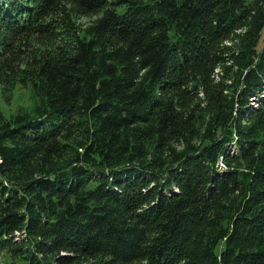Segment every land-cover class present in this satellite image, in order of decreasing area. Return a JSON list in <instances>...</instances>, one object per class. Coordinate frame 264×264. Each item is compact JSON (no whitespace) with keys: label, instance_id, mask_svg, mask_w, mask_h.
I'll list each match as a JSON object with an SVG mask.
<instances>
[{"label":"trees","instance_id":"16d2710c","mask_svg":"<svg viewBox=\"0 0 264 264\" xmlns=\"http://www.w3.org/2000/svg\"><path fill=\"white\" fill-rule=\"evenodd\" d=\"M263 32L264 0H0V85L40 99L0 107V250L264 264Z\"/></svg>","mask_w":264,"mask_h":264},{"label":"rangeland","instance_id":"374dc122","mask_svg":"<svg viewBox=\"0 0 264 264\" xmlns=\"http://www.w3.org/2000/svg\"><path fill=\"white\" fill-rule=\"evenodd\" d=\"M68 14H65L66 20L68 19ZM95 16L85 17L81 15L72 14L71 19L68 20L69 23H72V27L75 31H79L83 29L86 25H88ZM60 23L63 19L59 17L56 18V23ZM67 23V21H65ZM61 25V24H60ZM62 30V28H59ZM66 35L64 32H57L53 35L50 34H40L39 38L43 40H47L50 45L51 42L55 45H60L63 43L62 37ZM38 45V44H37ZM264 45V32L263 37L260 43V47ZM48 48V47H47ZM43 49H46L43 47ZM218 71V69L216 70ZM40 99L36 95V92L33 87L32 81H19L17 82L11 90H5L2 85H0V107L6 116V119H10L13 115H16L18 112H28L30 114H34L39 108ZM257 105V103H255ZM17 237L23 236L22 233H16ZM22 261L21 256L16 251H12L10 249H2L0 250V264H19Z\"/></svg>","mask_w":264,"mask_h":264}]
</instances>
